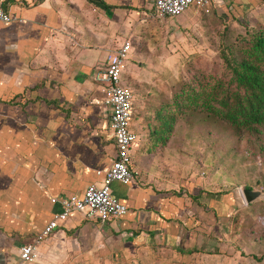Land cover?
Instances as JSON below:
<instances>
[{"label":"crops","instance_id":"crops-1","mask_svg":"<svg viewBox=\"0 0 264 264\" xmlns=\"http://www.w3.org/2000/svg\"><path fill=\"white\" fill-rule=\"evenodd\" d=\"M102 1L115 7L99 0H0L17 17L0 22V264L17 262L19 246L32 242L61 210L52 197L81 195L89 183L101 185L96 172L108 169L115 156L110 108L101 102L102 85L94 74L108 54L129 41L122 83L137 87L141 78L133 45L152 50L148 38L155 12L153 0ZM229 1L212 0V5ZM231 1L248 10L257 0ZM133 16L146 27H138ZM147 71L142 75L148 84L139 83L141 88L163 90L166 81L154 82ZM153 99L158 104L160 97ZM133 113L132 108L130 129L138 138L130 153L136 175L132 183L111 184L113 195L127 205L126 214L101 222L71 213L38 244L34 261L52 245L64 250L66 259L94 264H209L208 256L219 260L228 257L226 248L232 247L231 255L237 251L210 233V226L220 225L210 219L217 209L209 188L191 178V164L170 167L174 159L161 150L148 155L153 142L147 135L155 129L145 133V113ZM3 140L18 151L8 150ZM154 144L172 145L167 140L161 146L159 139ZM21 166L29 170L25 176ZM253 250L254 245L247 255L252 259ZM244 258L234 256L228 264H249Z\"/></svg>","mask_w":264,"mask_h":264},{"label":"rangeland","instance_id":"rangeland-1","mask_svg":"<svg viewBox=\"0 0 264 264\" xmlns=\"http://www.w3.org/2000/svg\"><path fill=\"white\" fill-rule=\"evenodd\" d=\"M233 3L231 0L222 4L213 3L208 10L191 7L171 19H160L155 14L153 18L151 16L150 28L153 32L149 38L143 39L151 41L152 50L148 51L142 44L133 45L138 57L134 63L140 69L141 80L137 87L127 83L135 96L133 114L145 113L143 121L148 120V124L144 125L145 133L151 126L156 127L157 105L170 102L182 84L195 83L200 76L212 81L217 78L227 80L230 73L223 62V55L234 52L239 56L241 50L249 45L251 35L264 29V0H257L250 8L248 6V10ZM138 18L132 17L134 21L139 20L138 27H146L145 22ZM148 68L154 82L159 79L166 81L164 87L160 86L163 90L159 91L152 85L147 91L141 88L139 83L143 86L148 84L142 75L148 72ZM153 95L160 97L158 104H155L157 102ZM261 129L264 132V126ZM166 135V139L172 143L171 147H148L145 152L151 155L161 150L163 157L171 155L169 158L174 160L168 161L170 167L191 164V178L197 180L198 185L209 188V198L217 209V216L211 215L210 219H215L220 225L210 226V233L219 235L237 249L231 255L234 252L232 247L226 248L228 257L222 256L219 260L208 256L209 264H228L234 256L239 255L243 260L247 257L249 264H264V133H246L239 139L225 122L207 115L204 110L190 108L178 117ZM158 138L154 133L147 135L148 142ZM1 143L8 150L18 151L15 147H9L10 143L5 140ZM26 166L19 168L23 176L29 171ZM244 188L260 190L261 194L246 203ZM237 233L240 234L238 239ZM30 235L23 240L29 239ZM248 239L250 242H247ZM252 245L255 246L256 261L247 256ZM227 251H230L229 255ZM66 255L60 247L52 245L31 264H94L89 259H66Z\"/></svg>","mask_w":264,"mask_h":264},{"label":"built area","instance_id":"built-area-1","mask_svg":"<svg viewBox=\"0 0 264 264\" xmlns=\"http://www.w3.org/2000/svg\"><path fill=\"white\" fill-rule=\"evenodd\" d=\"M212 0H153L155 16L171 19L182 15L191 7L208 10ZM17 17L0 3V22L8 23ZM131 43L124 41L107 55L106 64L94 74V79L102 85V103L110 108V129L115 145V156L108 169L97 171L102 177L101 185L89 183L81 195L72 194L62 198L52 197L50 202H58L61 210L54 212L32 242L19 246L18 259L14 264H29L36 258L38 244L46 239L73 212H80L86 219L101 222L117 219L126 214L128 207L116 198L111 190L114 181L129 184L134 181L131 149L137 141V134L130 129L133 108L132 89L123 84V67L131 50Z\"/></svg>","mask_w":264,"mask_h":264},{"label":"trees","instance_id":"trees-1","mask_svg":"<svg viewBox=\"0 0 264 264\" xmlns=\"http://www.w3.org/2000/svg\"><path fill=\"white\" fill-rule=\"evenodd\" d=\"M99 1L106 8L115 7ZM248 44L239 56L234 52L223 55L230 73L227 80L200 76L195 83L182 84L170 102L157 105V123L151 134L158 135L161 145L167 141L166 132L190 108L225 122L239 139L246 133H264V29L253 33ZM151 147L156 148L154 142ZM254 259L258 258L254 255Z\"/></svg>","mask_w":264,"mask_h":264},{"label":"water","instance_id":"water-1","mask_svg":"<svg viewBox=\"0 0 264 264\" xmlns=\"http://www.w3.org/2000/svg\"><path fill=\"white\" fill-rule=\"evenodd\" d=\"M261 194L260 190H254L251 188H244L243 189V195L245 198L246 203H249L253 200H255L256 198H258Z\"/></svg>","mask_w":264,"mask_h":264}]
</instances>
